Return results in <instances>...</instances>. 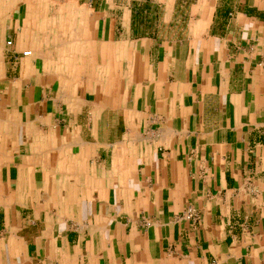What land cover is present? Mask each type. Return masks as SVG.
<instances>
[{
  "label": "crops",
  "instance_id": "0c3cea01",
  "mask_svg": "<svg viewBox=\"0 0 264 264\" xmlns=\"http://www.w3.org/2000/svg\"><path fill=\"white\" fill-rule=\"evenodd\" d=\"M0 264H264V0H0Z\"/></svg>",
  "mask_w": 264,
  "mask_h": 264
},
{
  "label": "built area",
  "instance_id": "2783aa9c",
  "mask_svg": "<svg viewBox=\"0 0 264 264\" xmlns=\"http://www.w3.org/2000/svg\"><path fill=\"white\" fill-rule=\"evenodd\" d=\"M6 44L10 45L11 41L10 40L6 41ZM29 53H30L29 51H25V52H23V55H28ZM186 217H192L191 212H189Z\"/></svg>",
  "mask_w": 264,
  "mask_h": 264
}]
</instances>
